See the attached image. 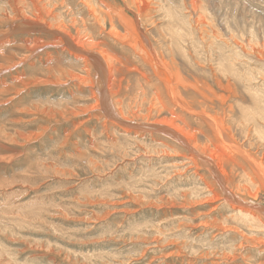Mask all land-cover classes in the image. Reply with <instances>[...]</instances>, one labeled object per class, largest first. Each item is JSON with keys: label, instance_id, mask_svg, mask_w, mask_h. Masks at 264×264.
Masks as SVG:
<instances>
[{"label": "rangeland", "instance_id": "374dc122", "mask_svg": "<svg viewBox=\"0 0 264 264\" xmlns=\"http://www.w3.org/2000/svg\"><path fill=\"white\" fill-rule=\"evenodd\" d=\"M124 1L127 3V0H95L94 4H98L100 14L105 17V23L98 26L86 16L85 0H0V43L5 39L11 42H5L3 50L6 53L0 52V64L18 61L30 53L17 48L7 51V46L26 48L35 43L37 46L42 44L15 68L1 71L0 81L11 84L18 76L26 82L48 81L29 82L17 97L12 90L0 97V100L14 97V100L0 103V210L16 216L14 220L0 223V264H264V232H249L244 226L228 220L229 206L235 207L236 204L230 200L226 206L219 199L220 193L225 197L220 185L226 186V181L222 184L215 182L216 186L207 196L189 194L190 188L202 186L204 181L211 182L212 178L205 166H193L183 156H191L198 162L207 157H199L200 153L189 149L187 144L192 145L186 144L182 134L179 141L163 136L168 129L166 125L157 131L149 126L150 123L142 121L147 115L150 121L168 122L174 118L180 127L183 125L186 131H195L200 141H206L211 131L200 126L203 124L197 120L200 115L182 109V105L173 101L172 92L176 97L188 99V105L193 108L195 103L190 94L196 99L207 100L208 104L212 100L214 111L234 109L238 116L239 101L244 100L247 104L251 98L239 80L235 79V82L216 69L217 61L223 59L219 48L221 56L235 48L239 52L241 49L240 53L244 55L252 53L258 57L260 52L259 55L264 56V0H147L151 10L147 12L144 27L159 53L160 63L154 61L148 47L135 41L129 25L135 16L125 7ZM134 3L132 8L135 10L137 1ZM167 9L171 13L165 19ZM55 11L59 17L53 20L51 16ZM202 11L211 27L203 24L200 28L214 30L216 39L225 41L217 43L212 39V43L205 33L206 43L202 44L197 38V53L194 54L191 45L185 44L183 39L187 32H195L194 17ZM109 13L116 19L115 26L109 24ZM14 20L18 23L19 20L36 22L43 27L13 32ZM139 23L137 18V26L141 29ZM58 38L60 43H53ZM76 41L97 42L98 47L112 54L114 95L121 100L122 114H119L127 118L119 119L128 122L127 125L108 118L100 101H97L98 107L81 112L99 100V94H104V88L101 89L104 86L96 88L95 82L89 84L88 79L97 74L92 73L94 70L87 74L76 65L81 58L76 60L74 54L86 57L93 51L76 45ZM173 41L186 45V50L188 47L185 53L190 61L184 60V52L180 55L176 48L173 49L170 43ZM68 43L76 46V51L72 45L69 49ZM211 43L215 46L212 45V50L209 49ZM210 54L215 55L211 57L212 61ZM47 56L50 57L47 59ZM170 57L176 61V67ZM244 57L246 60L247 56ZM58 61L64 63L59 70L49 67ZM247 61L251 69L255 67L253 70L264 74V66L255 58ZM49 68L51 71L47 70ZM72 74L80 76L74 78ZM57 77L64 83L50 82ZM227 82L231 83L230 87L226 86ZM193 83L205 96L200 95ZM233 87L235 92L230 91ZM111 110L114 114L113 108ZM48 112L53 118L46 117ZM11 119L17 123H11ZM240 140L238 143L248 148L247 140L246 144H243L244 139ZM173 145L181 153L180 157L165 155L166 151L175 149ZM210 145L215 158L221 154L225 156L223 158L229 157L227 161L230 163L232 154L229 149L216 142ZM261 148L263 146L258 151L255 148L251 151L259 155L264 152ZM171 162L184 165L181 170L177 168L178 171ZM224 166L227 167V163ZM245 187L249 193L258 190L247 181ZM182 192L188 193L187 198L192 201L211 196L215 200L185 204ZM257 194L255 200L247 202L254 206L251 205L250 209L257 208L264 218V190L259 189ZM235 199L241 200L238 196ZM181 203L185 205L181 206ZM213 218L218 223L239 229L215 236L216 229L204 230L199 226L200 222H210Z\"/></svg>", "mask_w": 264, "mask_h": 264}, {"label": "bare ground", "instance_id": "6f19581e", "mask_svg": "<svg viewBox=\"0 0 264 264\" xmlns=\"http://www.w3.org/2000/svg\"><path fill=\"white\" fill-rule=\"evenodd\" d=\"M23 1V0H22ZM31 1V0H30ZM86 2H83L84 4V8L86 10V16H88L89 18H91V23L93 24H96L98 26H102L104 23H105V17L102 16L100 14V10L98 9V4H94L95 0H85ZM136 9L134 10L132 7L134 5L135 7V3L136 2ZM147 1V0H146ZM145 0H135L134 2L132 0H127V3L124 1L125 3V7H127L131 13L135 16L134 18V21H133V18H132V21L130 20L129 22V25L131 26V28L133 29V34H134V39L135 41H139V43H141V45H145L146 47H148L149 49V53L152 54V58L154 59L155 62L157 63H160L161 62V58L158 56L159 53L157 52L155 46L153 45L152 41L150 40L149 38V35L148 33L146 32V29H145V25H144V22H145V17L149 14H147V12H150L151 10V7L150 5L148 4V1L146 2ZM133 2V4H132ZM150 2V1H149ZM62 3V2H60ZM130 3V4H128ZM62 5V4H61ZM96 5V6H95ZM83 6V5H82ZM63 7V5L61 6V8ZM78 9V8H77ZM76 9V10H77ZM102 9V8H100ZM161 9V7H160ZM37 10V9H35ZM103 10V9H102ZM198 10V9H197ZM38 11V10H37ZM79 11V10H78ZM121 11V10H120ZM194 11V10H193ZM204 11V10H203ZM202 13H196L195 17H194V21H195V32H187V37L183 39V42L185 44H190L191 47L193 48V52L194 54L197 53V50H196V47H197V44L195 43V41L198 39H201L202 41V44H205L206 40H205V33L208 34L207 37H209L211 39L210 42H212L213 40H217L216 42H220L218 39H216V34L214 33V30L212 32V30L209 31V29L207 30L206 28H200L204 25H207L209 26V28L211 27L209 22H207L205 19H204V14L205 12ZM80 12V11H79ZM75 13V11H74ZM171 11L170 9L166 11L165 13V19L167 17V15H170ZM195 13V12H194ZM34 14V12L32 13ZM61 14V13H60ZM66 14V13H65ZM110 14V13H109ZM144 16V19L143 16ZM203 14V15H202ZM123 15V14H122ZM66 16V15H65ZM70 16V15H69ZM189 16V15H188ZM209 16V15H208ZM16 17V16H15ZM58 16V13L55 11L51 18L54 19H57ZM72 17V16H71ZM110 21H109V24L111 26H115L116 24V19L113 18V16L110 14ZM21 18V17H20ZM63 18V17H62ZM88 18V19H89ZM137 18H138V21L140 22L139 25L141 26V29L143 28V30H141L138 26H137ZM193 18V17H192ZM15 19V18H14ZM59 19V18H58ZM74 19V18H73ZM77 19V18H76ZM61 20V19H60ZM70 20V19H69ZM192 20V19H191ZM16 21V20H14ZM22 21V22H21ZM64 21V20H63ZM72 21V20H71ZM75 21V20H74ZM73 21V22H74ZM104 21V22H103ZM58 22V21H57ZM70 22V21H69ZM127 22V21H126ZM46 23V22H45ZM53 23V22H52ZM75 23L77 24V21H75ZM73 23V24H75ZM135 23V24H134ZM47 24V23H46ZM57 24V23H56ZM89 24V23H88ZM100 24V25H99ZM15 26H13L12 28V31H23V32H26V31H31V28L32 27H43L41 24L39 23H36V22H29V23H25V21L23 20H19V23L18 21L15 22L14 24ZM36 25V26H35ZM48 25V24H47ZM58 25V24H57ZM59 26V25H58ZM93 26V25H92ZM83 27V26H82ZM85 27V26H84ZM83 27V28H84ZM206 27V26H204ZM64 28V27H63ZM66 29V28H65ZM64 29V30H65ZM63 30V29H62ZM85 30V29H84ZM194 30V29H193ZM9 31V30H8ZM8 31L4 32V33H7ZM3 33V32H2ZM64 33V32H63ZM68 33V32H67ZM204 34V35H203ZM203 35V36H202ZM70 36V35H69ZM196 36V37H195ZM206 37V38H207ZM62 39H64L63 36H61ZM71 38V36H70ZM213 39V40H212ZM222 39V38H221ZM225 41V39H222V41ZM94 41V40H93ZM221 41V42H222ZM5 42L7 44H11L8 43V39L6 40H3L1 41L0 43V52L1 54H5V50H3V47H6ZM41 42V41H40ZM208 42V41H207ZM215 42V44H216ZM42 43V42H41ZM53 43H60V40L58 38V41H55ZM99 43V42H98ZM173 49L175 50V48L180 52V55H181V52L183 53L184 57L185 58L184 60L188 61L189 60V56L187 53H185V51L188 50V47H187V50H186V45H182L180 44L179 42L177 41H173V42H170ZM199 43L201 44V42L199 41ZM209 43V42H208ZM213 43V42H212ZM211 43V47L209 49L212 48V45L214 46V44ZM223 43V42H222ZM225 44H227L226 42H224ZM76 45H79L80 47H83V48H88V49H91L93 50L91 53H89L88 55H86V57H80L82 56L81 54L80 55H73V57L76 59V60H80L79 63H76V65L84 72H86L87 74L92 72V70H94L92 73H96L97 76H95V78L93 77L92 79H88V83L91 84L93 83L94 85V82L96 84V88L98 87H102L101 89L104 88V94L103 95H100L99 93V100H96L95 103L92 105V106H88L87 108H84L82 109L81 107H79V110L82 109L81 112H84V111H87L89 109H93V108H96L98 107V102L97 101H100V107L103 106V112L106 114V116H108V118H110L111 120L114 119V121H117V123L119 124H123V125H127L128 122H124L122 120L119 119V117H122L124 119H127L125 116L123 115H120L122 114V110L120 109V105H121V100L119 98H117L116 95H114V81H111L112 80V75L114 74L113 73V70H114V67L112 63V60L111 58V55H109V52L106 53L103 48L98 47L97 45V42L96 43H93V42H79V41H76L75 43ZM201 44V45H202ZM220 44V43H219ZM42 44L40 45H36L33 44V45H29L28 47L26 48H22V46H18V45H12V46H7L9 48V50L7 51H10L12 48H17V49H20V50H24L25 52L26 51H29L30 53L27 55H23V57H21V59H18V61H15L13 60L12 62L9 61L10 63L7 64V65H3V64H0V72L3 71V70H8L10 69L11 67H16V65L18 64H21L22 61H24L25 58H28L30 55L33 54L34 50L37 49V47H40ZM71 45L73 46V50L76 51L77 47L74 46L73 44L71 43H68V45L66 44V46L69 47V49H71ZM209 45V44H208ZM224 46V44H222ZM238 45V43H236V46ZM37 46V47H36ZM170 46V45H169ZM204 46V45H203ZM210 46V45H209ZM222 46V47H223ZM36 47V48H35ZM146 47H145V50H146ZM215 47V46H214ZM221 47V46H220ZM228 47V45H227ZM239 47V46H238ZM250 47V46H249ZM230 48V46L228 47V49ZM231 48L232 45H231ZM252 48V47H251ZM147 49V50H148ZM163 49V48H162ZM221 50V48H219ZM245 49V48H244ZM164 50L167 52V48L165 46ZM191 51V49H189ZM212 50V49H211ZM219 52L221 53L222 55V51ZM223 50V49H222ZM264 50V49H263ZM162 51V50H161ZM177 51V52H178ZM200 51V50H199ZM210 51V50H209ZM225 51V50H224ZM253 51V50H252ZM258 51V50H257ZM71 52V51H70ZM176 52V53H177ZM178 52V53H179ZM213 52V51H210V53ZM215 52V50H214ZM229 52V51H227ZM240 52H241V49H240ZM239 51L235 50L234 49H231L229 54H223V56L220 55V57H222L223 59H221V61H217L216 63L219 64L217 65L216 69L220 70V72L224 75H226L227 77H229L230 79H236V80H239V82H241V86L242 88H245L244 90L246 91L247 95L249 98L248 100V103L245 104L244 100L242 101H239L240 102V106L238 107V116H236V111L233 112L232 109L230 110H227L226 108H220L219 110H215L214 111V107H213V102L212 100L209 102V104L205 101V100H202V99H196L195 96L193 95H189L190 96V99L192 98L191 101H193L195 103V108L191 107L188 105V99L186 100L185 98H182V97H176L175 96V93L172 92L171 95H172V98L174 99L173 101L176 103V104H180L182 105V109H185V110H188L191 112V114H199L200 117L197 118L198 121H202L203 124L201 123L200 126H204V127H208V131L210 132V134L207 136V139L206 141H200L201 139L199 138V135L196 134V132H191V131H186L184 126L182 125L181 123V127H180V124L176 123L174 120V118H170V120L167 121H150V116L147 115V116H144L142 121H145L146 123H150L149 126L152 127L153 129L157 130V131H161L162 129V125H166L168 127V129H165L166 133H163V136H166V137H169V139H172V141H179L181 139V136L183 135L185 138H186V144L187 142L190 143L192 146L188 145V148L189 149H193L195 151H197L199 154V157H202V156H206L207 158L206 159H203L201 158V161L198 162L197 160H195L194 158H192L191 156L187 157V156H183L184 158H186V160L188 161V163L190 162L191 164H193V166H198V164L202 165V167L205 166V169L207 170V172L210 174V177L212 178V181L211 182H208V181H204L202 178H199L198 180L200 181H204L202 182V186H193L192 189L190 188L189 189V194L191 195H195V196H199L201 195V193L205 194L204 196H207L206 194H210V192H212V188H214L216 185H215V182H220V184H222L223 182L225 183L226 181V186H222L220 185V189L222 190L221 192L225 194V197L221 196V193L219 194V199L224 203L226 204V206H229V201L231 200L232 202H234L236 204L235 207H233L232 205H230L229 207L231 208L230 210V216L228 217V220H230L231 222L233 223H236V224H239L240 226H244L245 229H247L249 232H259V231H262L264 232V218L261 217L260 213H259V210L257 208L255 209H250L251 208V205L250 203H248L247 201L248 200H255V196L258 195L257 194V191L259 189H263L264 190V152L260 153L259 155L256 154V151H258L257 149H259V147L263 146V148L261 149H264V127H262L261 125H264V74L262 72H260V70L258 71H255L253 69H251V65H249L248 61L251 57L252 58H255L258 62L261 63L262 66H264V56L261 57L259 54L257 53L258 57H256L255 55L253 56L252 53H245V55L248 57H246V60H243L245 59V55L240 53ZM248 52V51H247ZM21 53V52H20ZM73 53V52H72ZM162 53V52H161ZM168 53H170V50L168 48ZM177 53V54H178ZM209 53V52H208ZM216 53V52H215ZM226 53V52H225ZM244 53V52H243ZM263 53V52H262ZM133 54V53H132ZM167 54V53H166ZM171 54V53H170ZM168 54V55H170ZM147 55V54H146ZM150 55V54H149ZM165 55V54H164ZM264 55V54H263ZM161 56V55H160ZM213 55L210 54V58L212 57ZM215 56V55H214ZM213 56V57H214ZM217 56V54H216ZM50 57V56H49ZM47 56V59L49 58ZM244 57V58H243ZM24 58V59H23ZM115 58V57H114ZM151 58V59H152ZM208 58V57H207ZM209 58V59H210ZM91 59V60H90ZM117 59V58H116ZM150 59V60H151ZM209 59H207L209 61ZM219 58L217 57V60ZM115 60V59H114ZM170 60L172 61V64H174V67H176V61L170 57ZM213 60V58H211V61ZM220 60V59H219ZM116 61V60H115ZM168 61V60H167ZM190 61V60H189ZM200 62V61H199ZM163 63V61H162ZM168 63V62H167ZM64 63L61 62V61H58V62H55L53 64V66H49L50 68H54V69H60L61 66L63 65ZM80 65V66H79ZM139 65V64H138ZM260 65V66H261ZM73 66V65H72ZM158 66V65H157ZM163 67V65H161ZM160 66V67H161ZM170 66V65H169ZM116 67V66H115ZM253 67V66H252ZM47 69L48 71H51V69ZM170 69V68H169ZM256 69V68H255ZM259 69V68H258ZM262 69V68H261ZM46 70V69H45ZM164 70V69H163ZM181 71V70H180ZM61 72V71H60ZM64 72V71H63ZM67 72V71H66ZM72 72V71H71ZM179 72V71H178ZM182 73V72H181ZM263 75H261V74ZM59 74V73H58ZM58 74H56L58 76ZM61 74V73H60ZM71 74V73H70ZM77 74V73H76ZM69 75V74H68ZM73 75V74H72ZM60 76V75H59ZM74 76V75H73ZM80 76V75H78ZM78 76H74V78L78 77ZM89 76V75H88ZM109 76H111V79H109ZM114 76V75H113ZM63 77V76H62ZM72 77V76H71ZM2 78V77H1ZM65 78V76L63 77ZM91 78V77H90ZM166 78V77H165ZM51 79V78H50ZM67 79V78H66ZM85 79V78H84ZM83 79V80H84ZM109 79V81H108ZM30 80V79H29ZM198 80V79H197ZM231 80V81H232ZM235 80V82H236ZM90 81V82H89ZM108 81V83L106 84V82ZM116 81V80H115ZM199 81V80H198ZM29 82L31 83H37V82H48L46 79L44 80H31V81H28L26 82L25 80H22L20 78V76L18 77H15V81L11 84H6L3 80L0 81V97L1 95H4V94H7L9 93L11 90L14 92V97H17V94L27 86V84H29ZM50 82L52 83H56L57 85L59 84H62L64 83L63 80H59L58 77L54 80V81H51ZM120 83V82H119ZM238 83V81H237ZM116 84V83H115ZM118 84V83H117ZM116 84V85H117ZM169 84V83H168ZM221 84V83H220ZM223 84V83H222ZM19 85V87H17ZM22 85V86H21ZM201 85V84H200ZM231 85V83H228L227 82V85L226 86H229ZM192 86V85H191ZM22 87V88H21ZM193 87L194 88H197L199 91H200V95H204L205 96V93L200 90L198 88V86L193 83ZM206 87V86H205ZM230 87V86H229ZM228 87V88H229ZM27 88V87H26ZM117 88V87H116ZM170 88V87H169ZM176 88V87H175ZM100 89V90H101ZM120 89V88H119ZM99 90V91H100ZM170 90V89H168ZM167 90V91H168ZM174 90V89H172ZM235 88L233 87L232 89H230L231 92H235ZM118 91V90H117ZM175 91V90H174ZM228 91V92H230ZM98 92V91H97ZM237 92V91H236ZM94 93V92H93ZM118 94V93H117ZM236 96H239L241 94H237V93H234ZM98 96V95H97ZM170 96V95H169ZM226 96V95H225ZM242 96V95H241ZM14 97L12 98H7V99H4V100H0V103H5L6 101L9 102L11 99L14 100ZM120 97V96H119ZM244 97V96H243ZM207 98L209 99V97L207 96ZM242 98V97H240ZM97 99V98H96ZM225 100V99H224ZM93 101V100H92ZM217 101V100H216ZM215 105V104H214ZM238 106V105H237ZM236 106V107H237ZM180 107V106H179ZM178 107V108H179ZM219 107V106H218ZM1 108V107H0ZM111 108H113L114 110V114L112 113V110ZM190 108V109H189ZM230 108V107H229ZM24 109V108H23ZM26 109H28L26 107ZM25 110V109H24ZM22 110V111H24ZM171 110V109H170ZM181 110V109H180ZM21 111V112H22ZM29 111V110H28ZM45 111V110H44ZM58 111V110H57ZM74 110L70 111L73 113ZM25 112V111H24ZM30 112V111H29ZM59 113L61 111H58ZM79 112V113H81ZM58 113V114H59ZM76 114V112H74ZM120 113V114H119ZM117 117H116V115ZM46 115V114H45ZM59 115H62V112L59 114ZM119 115V116H118ZM198 115V116H199ZM49 116V117H48ZM48 118H53V116H51V113H47V116ZM175 117V116H174ZM227 118V119H226ZM225 119L227 120V122H225ZM156 120V119H155ZM182 121H184L182 119ZM11 123H17V120L15 119H11ZM106 123H104L105 125ZM199 124V123H198ZM2 125V124H1ZM15 125V124H14ZM10 126V125H9ZM108 125H106L107 127ZM113 126V125H112ZM199 126V127H200ZM203 127V128H204ZM14 129V128H13ZM17 132V131H16ZM4 133V132H3ZM123 133V132H122ZM121 133V134H122ZM133 133V132H132ZM171 133V135L169 134ZM200 133V132H199ZM203 131H202V134L203 135ZM20 134V133H19ZM18 134V135H19ZM124 134V133H123ZM148 134V133H147ZM152 134H156V133H152ZM182 134V135H181ZM211 134H212V138H211ZM125 135V134H124ZM123 135V136H124ZM129 135V134H128ZM134 135V134H133ZM160 135V134H159ZM200 135V137H201ZM28 136H24V138H26ZM150 137V136H149ZM122 138V137H121ZM126 138V137H125ZM11 139V138H10ZM124 139V138H123ZM167 139V138H166ZM242 140L244 139L243 141L245 142L247 140V146L248 148H245V146H242L241 144L238 143L239 140ZM240 140V141H241ZM126 141V139H125ZM260 142V145L259 143ZM215 143L218 145L220 144L224 149H229V154L231 153L232 156L230 157V163L227 161L229 159L228 158H223L224 155L222 156H216L218 158H215L213 156L214 154V150L211 148L212 146L210 145V143ZM155 143V142H154ZM168 143V142H167ZM243 144H246L243 143ZM119 145V144H118ZM157 145V144H156ZM161 145H164V144H161ZM219 145V146H220ZM168 146V145H166ZM149 147V146H147ZM162 147V146H161ZM164 147V146H163ZM170 147V146H169ZM173 148H171V150H169L167 147H164L167 148V150L169 151H166L165 152V155H170L171 157H180L181 156V153H179L178 151V148L176 146L173 145ZM153 148V147H152ZM221 148V147H220ZM255 148L256 151H251V149ZM146 149V148H145ZM163 150V148H161ZM160 149V151H161ZM180 149V148H179ZM222 149V148H221ZM148 150V148H147ZM151 151V150H150ZM155 151V150H154ZM209 152H212L211 154L208 153ZM261 151V150H259ZM115 152V151H114ZM153 152V151H152ZM173 152V154H171ZM137 153V152H136ZM156 153V151H155ZM158 153V152H157ZM164 153V150L162 151V154ZM170 153V154H169ZM208 153V154H207ZM227 153V152H226ZM127 154V153H126ZM138 154V153H137ZM149 154V153H148ZM161 154V155H162ZM204 154V155H202ZM228 154V155H229ZM230 154V155H231ZM81 155V154H80ZM145 155V154H144ZM150 155H151V152H150ZM155 155V154H154ZM218 155V154H217ZM124 156V155H123ZM128 156V155H127ZM157 156V154H156ZM155 156V157H156ZM159 156V155H158ZM225 157V156H224ZM145 159V158H144ZM158 159V158H157ZM147 160V158L145 159ZM185 160V159H184ZM92 161V160H91ZM185 161V162H187ZM206 161H209V163H206ZM173 162H171L172 164ZM182 163V162H181ZM181 163H173L172 164V167L176 168V170H178L177 168H181L184 164L181 165ZM224 163L226 165L227 163V167L224 166ZM31 164V163H30ZM228 164H231L229 167H228ZM169 165V164H168ZM189 165V164H188ZM37 166V165H36ZM187 166V165H186ZM185 166V167H186ZM191 166V165H190ZM35 167V166H34ZM189 167V166H187ZM96 168V167H95ZM191 169V168H190ZM172 170V169H171ZM174 170V169H173ZM181 170V169H180ZM193 170V169H192ZM237 170H238V173H237ZM164 171V170H163ZM179 171V170H178ZM166 173V172H165ZM168 173V172H167ZM207 173V174H208ZM98 174V173H97ZM194 174V173H193ZM155 175V174H154ZM161 175V174H160ZM176 175L178 176V174L176 173ZM196 175V174H195ZM105 176V175H104ZM157 176V175H156ZM204 177V175H203ZM163 178V177H162ZM197 179V178H196ZM150 181V180H149ZM247 181V183L253 185V188L254 186H256V188L258 189L256 192H253V193H249L247 192L246 188L245 187V182ZM194 184V183H193ZM212 184V185H211ZM9 185V184H8ZM214 186V187H213ZM255 189V188H254ZM180 190V189H179ZM214 190V189H213ZM201 191V192H200ZM186 192V191H185ZM183 193L181 194V196L183 197V201L189 204H193L196 202L197 203H200L201 201H213L215 200L214 197H211L210 198H202V199H199V200H188L187 198V195L188 193ZM238 196L241 200H237L235 199V196ZM243 196V197H242ZM249 196V197H248ZM201 197V196H200ZM218 197V196H217ZM248 199H247V198ZM216 198V196H215ZM218 199V198H217ZM41 202V201H39ZM203 202V203H205ZM36 203V202H35ZM185 204H182L181 203V206H184ZM213 204V203H212ZM36 205V204H35ZM189 206V205H188ZM252 207H254L252 205ZM4 208V207H3ZM19 208V207H18ZM2 209V208H1ZM8 209V208H7ZM15 209V208H14ZM215 209V207L213 208ZM212 209V210H213ZM229 209V208H228ZM4 210V209H3ZM3 210H0V223L2 224V222H6L7 220L11 221L10 219L14 220L13 218L16 217L15 215H13L12 213L10 214H5L3 212ZM219 210V209H218ZM27 211V210H26ZM126 211V210H125ZM8 212V211H6ZM65 213V212H64ZM25 214V213H24ZM205 216V214H204ZM23 216L21 215V218ZM25 217V216H24ZM26 217H28V215H26ZM67 217V216H66ZM20 218V217H19ZM23 219V218H22ZM25 219V218H24ZM27 219V218H26ZM225 219H227V217H225ZM28 220V219H27ZM30 220V219H29ZM178 220V219H176ZM164 221V220H163ZM218 221V220H217ZM216 221V219H212L210 220V222H200L199 223V226H203L205 229L204 230H208V229H216V233H215V236L217 235H222L225 234V233H229V232H234L236 230H238L239 228H237L236 226L234 225H223L221 223H218ZM16 222V221H15ZM170 222V221H169ZM220 222V221H219ZM9 223V222H8ZM29 223V222H28ZM24 224V223H23ZM183 224V223H182ZM215 224V225H213ZM12 225V224H11ZM49 225V224H48ZM217 225V226H216ZM168 226V225H167ZM219 226V227H218ZM52 227V225H51ZM27 228V227H26ZM62 228V227H61ZM12 229V228H11ZM155 230V229H154ZM163 230V229H162ZM241 230V229H240ZM9 231V230H8ZM134 231V230H133ZM207 232V231H206ZM133 233V232H132ZM158 233V232H157ZM238 233V232H237ZM241 233V232H240ZM11 234V233H10ZM239 235V233H238ZM242 235V234H241ZM214 236V235H213ZM248 236H251L248 234ZM19 237V236H18ZM241 237V236H240ZM247 237V236H246ZM7 238V237H6ZM10 238V237H9ZM21 238V237H20ZM242 238V237H241ZM248 238V237H247ZM250 238V237H249ZM255 238V237H254ZM264 238V236L262 237ZM155 239V238H153ZM179 239V238H178ZM256 239V238H255ZM257 240V239H256ZM151 241V240H150ZM245 241V240H244ZM249 241H251L249 239ZM262 241V240H261ZM264 242V241H263ZM262 242V243H263ZM258 243V241H257ZM182 244V243H181ZM4 245V244H3ZM243 245V244H242ZM245 245V244H244ZM250 245V244H249ZM252 245V243H251ZM250 245V246H251ZM258 245V244H257ZM257 245H254V246H257ZM239 246V245H238ZM248 246V245H247ZM249 246V247H250ZM261 246V245H260ZM241 247V246H240ZM192 248V246H191ZM235 248V247H234ZM237 248V247H236ZM3 249V247H2ZM222 249V248H221ZM220 250V249H219ZM240 250V248H239ZM9 251V250H8ZM180 251V250H179ZM214 251V250H213ZM212 250L210 252H213ZM1 252V251H0ZM5 252V251H4ZM7 252V251H6ZM10 252V251H9ZM8 252V253H9ZM221 252V251H220ZM239 253V252H238ZM7 254V253H6ZM89 254V253H88ZM208 254V252H207ZM214 254V253H213ZM237 254V253H236ZM240 254V253H239ZM206 255V253H205ZM238 255V254H237ZM84 256V255H83ZM203 256V255H202ZM226 256V255H225ZM206 257V256H205ZM208 257V256H207ZM223 257V256H222ZM9 259V258H8ZM118 259V258H117ZM215 263V262H213ZM21 264V263H20ZM217 264V263H216Z\"/></svg>", "mask_w": 264, "mask_h": 264}, {"label": "water", "instance_id": "95a60500", "mask_svg": "<svg viewBox=\"0 0 264 264\" xmlns=\"http://www.w3.org/2000/svg\"><path fill=\"white\" fill-rule=\"evenodd\" d=\"M36 26V25H35Z\"/></svg>", "mask_w": 264, "mask_h": 264}]
</instances>
